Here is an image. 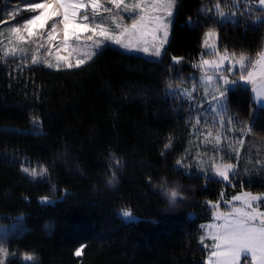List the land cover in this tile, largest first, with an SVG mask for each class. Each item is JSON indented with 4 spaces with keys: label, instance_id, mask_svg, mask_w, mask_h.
I'll list each match as a JSON object with an SVG mask.
<instances>
[{
    "label": "trees",
    "instance_id": "obj_1",
    "mask_svg": "<svg viewBox=\"0 0 264 264\" xmlns=\"http://www.w3.org/2000/svg\"><path fill=\"white\" fill-rule=\"evenodd\" d=\"M216 2L178 0L160 60L107 45L87 65L57 71L18 66L0 44V226L10 230L0 244L12 254L6 264H28L20 253L34 264H207L199 238L216 211L208 202L224 209L238 193H264V107L252 89L237 82L228 91L223 127L203 113L199 97L169 90L199 82L203 71L194 65L210 58L209 29L220 53L253 59L264 49L257 0L221 2L231 22L216 15ZM22 3L0 0V30ZM219 135V148L229 156L238 149L232 162L245 167L231 183L214 177L215 157L202 152L213 153ZM171 190L183 199L170 203L164 192Z\"/></svg>",
    "mask_w": 264,
    "mask_h": 264
},
{
    "label": "snow or ice",
    "instance_id": "obj_2",
    "mask_svg": "<svg viewBox=\"0 0 264 264\" xmlns=\"http://www.w3.org/2000/svg\"><path fill=\"white\" fill-rule=\"evenodd\" d=\"M221 2L227 3L228 0H217L216 15L221 21L231 22V16L222 10ZM245 2L247 3V0ZM24 3L27 11L36 14L24 20L22 26H13L9 29L10 36L8 43L3 46V55L13 58L17 55L26 57L28 49L22 45L32 44L36 46V50L31 55V64L43 63L45 67L55 68L57 71L62 66L68 69L80 68L100 54L108 42L118 45L129 53H143L149 57L160 58L164 45L168 42L171 17H173L176 6V0H24ZM257 8L264 13V0H257ZM248 11L251 12L252 9ZM103 13L110 15L104 17ZM125 13L131 20V23L127 25L122 23L126 18ZM15 15L16 11L12 10L10 16L14 18ZM234 15L235 13H232V16ZM243 15L244 13L241 12V16ZM109 20L111 24L108 23ZM257 22L261 21H253V23ZM112 25L115 27L113 28ZM215 35L213 29H209L204 34L205 46H208L209 40ZM0 36H3L2 32ZM45 43L48 47L44 53L45 59L41 61L39 49L44 48ZM73 43L77 46L74 47ZM0 44H3V40H0ZM212 48L218 59H203L200 65H194V67H200L204 72V79L201 83L212 82L213 75L209 74L208 69H212L218 79L223 80V86L217 84L218 95L214 94L212 100L208 101L210 110L221 117L220 125L223 127L225 121L222 117L227 112L226 96L230 91L227 86L236 84L238 81L230 80L218 70L223 67L226 60L232 61L233 66L238 64L242 70L238 76L239 81L253 85L256 84L257 79L264 82V49L256 53V59H252L246 53L241 52L237 55L235 52L229 53L227 49L221 54L216 50L215 44ZM53 49H55V64L47 59L53 55ZM172 59L175 64H179L181 58L173 57ZM25 63H27L26 60ZM249 66L250 70L245 75L243 70ZM258 66L259 72H257ZM169 90H172L171 85H169ZM253 91L256 92L258 98H264V91L255 87ZM184 94L188 99H194L187 90ZM213 101H215L214 104ZM197 123H200L199 118H197ZM227 123L231 124V120ZM246 131L252 133L253 126H248ZM208 135L210 136L211 133ZM220 140L221 137L217 136V145ZM239 143L242 146L244 141L241 140ZM214 152L219 157L218 161L213 158L210 164L214 177H219L222 182L231 183V178L239 174L237 164L232 162L239 158V150L235 151L234 156H229L226 149L219 147L214 148ZM176 164L184 166V161L177 159ZM261 164L264 167V162ZM22 171L30 176L37 175L35 169L23 168ZM201 171L206 170L201 169ZM203 178L207 179V176ZM114 181L115 172L111 174L108 183L113 184ZM164 194L169 196L172 204H175L178 199H183L176 190H171L170 193L165 191ZM47 200V197L43 198L44 202ZM232 200L240 201L241 206L232 207L227 213L218 211L219 204L208 202L216 210V219L223 220V223L207 226L213 241V251L208 264H241L242 258L245 264H264V210H261L264 207V193L246 191L233 196ZM122 216L130 219L132 214L129 211H123ZM213 228L215 231H211ZM203 242L204 238L201 237V243ZM82 252L81 247L74 254L79 257ZM5 255L7 251L0 244V257ZM25 259L33 260L34 257L26 255Z\"/></svg>",
    "mask_w": 264,
    "mask_h": 264
},
{
    "label": "rangeland",
    "instance_id": "obj_3",
    "mask_svg": "<svg viewBox=\"0 0 264 264\" xmlns=\"http://www.w3.org/2000/svg\"><path fill=\"white\" fill-rule=\"evenodd\" d=\"M177 4H178V0H176V6H175V9H174L173 17H171L172 23H171V25L169 27L168 42L164 45V51L162 53V56L160 58H155V57L146 56L143 53H135V52H133L132 54L140 55V56H143V57H146V58H149V59H154V60H160L163 57V55L165 53V49H166L167 45L169 44V42L171 40L172 26H173V22H174V15H175V10H176ZM108 7H111V6L108 5ZM113 11H115V10H113ZM35 14L36 13H32V12L26 10L25 3L20 4L18 6V8L16 9V15H15V17L12 18L10 15L8 16V18H9L8 21H13V22L12 23L9 22L8 24L4 25L1 28V30H0V32L3 33V36H0V40H3V46L8 43V38L10 36L9 29L11 27H13V26H22L24 20H26L27 18H29V17H31V16H33ZM102 15L104 17H108L110 14L109 13H103ZM124 15H125L126 18L122 21V23L125 24V25L130 24L131 23V20L127 18L128 14L125 13ZM97 19H100V17H97ZM108 23L111 24V21L109 20ZM112 27L114 28L115 26L112 25ZM217 42H218L217 36L215 35V36H213L209 40L208 46H205V44H204V49L206 50V52H208V53L210 52V58H206V59H208V60H216V59H218V57L216 55H214L213 48H212V45L215 44L216 50L218 51ZM107 45H113V46H116L117 48L123 50L118 45L112 44L111 42H108L106 44V46ZM22 46L28 49V53H27L26 57H22L21 55H17L15 58H13V57L9 56V57H6V58H8V61L15 62V64H17L18 66H21V65H24L25 66V64H28V62L31 64V55H32L33 51L36 50V46L35 45H32V44H27V45H22ZM73 46L76 47L77 45L75 43H73ZM47 47H48V45L45 43L44 48L39 49V54H40L41 61L43 59H45L44 53H45ZM223 53L224 52H222L221 54H223ZM95 57H93V59L90 60L88 63L92 62L95 59ZM47 59H49L53 64H55V49H53V55L51 57H47ZM25 60L27 61V63H25ZM88 63H86V64H84L82 66H85ZM233 63L234 62H232V61H227L226 60L225 63H224V65H223V67L221 69H219L218 71L220 73H223V75H226L230 80L236 79L238 82H242L243 85H245L247 87H250L252 89L253 99H254L256 105L258 107H264V98H258L256 92L253 91V88L254 87L257 88L258 90L264 91V82H262L259 79H257L256 84L253 85V84H245L243 81H239L238 80V76H239V74H240V72L242 70L240 69V67H239L238 64H235V66H233ZM37 65L44 66L43 63H38ZM51 69H55V68H51ZM61 69H68V68L62 66ZM226 69L228 71H225ZM248 70H250V66H249V68H246V69L243 70L244 73H245V75H246V73H247ZM208 71H209V74H212L213 75V80H212L211 83H207V84L201 83V81L204 79V72H202V74L200 75V78L198 79L199 82L194 83V84H191V85H187V87L181 86V88H179L178 86H175V87H171V88L172 89H176L177 88L178 91L181 93L182 96H187L186 94H184L185 93V90H187L189 93H191L192 97H194V96L199 97L200 98V101H201L200 104L203 106V109H204L203 110V113H206L207 112L210 115H215L216 117H215L214 122L220 124L221 117L218 116L217 113L212 112L210 110V105H209L208 101H211L212 100V96L214 94L215 95H218V93L216 92V87H217V84L218 83L221 86H223V80L222 79H218L217 75L213 72L212 69H208ZM259 71H260V69H259V66H258L257 67V72H259ZM194 80H196V79H194ZM236 84H229L227 87L229 89H233L236 86ZM194 87H195V91H193V88ZM214 103H215V101H213V104ZM226 104H227V96H226ZM240 133H241L242 136H245L246 135L244 130L242 132L240 131ZM223 135H224V131H223ZM228 138H229V136H228ZM215 144L217 145L216 138H215ZM208 146H209V144L206 145V146H203V148H207ZM217 146L219 147L220 145H217ZM202 152H203L204 158L205 159H208L209 161H210V158L209 157H210L211 154L217 160H219V157L216 155L215 152L211 153L208 150H206V151L203 150ZM192 153H194V152H192ZM236 164H237V171L239 173H240V171H241L242 168L245 169V167L243 166V164H239V162H237ZM25 168H27V167H25ZM243 192H246V191H243ZM247 192H249V191H247ZM241 193H238L237 195H240ZM228 202H230V203H228ZM240 206H241V202L240 201L230 200V201H227V204H226V206H225L224 209L219 208L218 211L219 212H222V213H227V212L231 211V208L232 207H240ZM261 210H264V207H262ZM131 218L135 219L136 217H132L131 216ZM220 223H223V220L222 219L217 220L216 219V215L214 214L213 219L211 221H208L206 223H203L202 224L203 227L201 226V233H200L199 240H200V243H201V237L204 238V242L201 243V246L207 252V264H208V261H209V257L211 255V252L213 251V248H212L213 241H212V239H211V237L209 235V231L210 230L207 228V226L210 225V224L211 225H216V224H220ZM211 231H215V228L211 229ZM9 232H10V230H8L6 227L0 226V234L1 235H6ZM2 245L6 249L7 255L2 256L1 257V261H2V264H6L9 261V258L12 256V254L9 253V250L7 249L5 243H2ZM15 254L16 253H14V255ZM26 255L27 254H24V253L18 254V256H20L24 262H26L28 264H34L35 261H36V259L34 258L33 260H26L25 259V256ZM242 262H243V258L241 259V264H242Z\"/></svg>",
    "mask_w": 264,
    "mask_h": 264
},
{
    "label": "built area",
    "instance_id": "obj_4",
    "mask_svg": "<svg viewBox=\"0 0 264 264\" xmlns=\"http://www.w3.org/2000/svg\"><path fill=\"white\" fill-rule=\"evenodd\" d=\"M254 59H256V57H254Z\"/></svg>",
    "mask_w": 264,
    "mask_h": 264
}]
</instances>
